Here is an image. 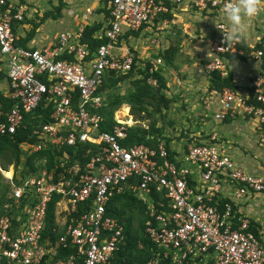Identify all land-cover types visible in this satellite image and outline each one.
<instances>
[{
    "label": "built area",
    "instance_id": "1",
    "mask_svg": "<svg viewBox=\"0 0 264 264\" xmlns=\"http://www.w3.org/2000/svg\"><path fill=\"white\" fill-rule=\"evenodd\" d=\"M83 1L77 26L39 49L19 46L13 32V24L25 21L28 0H0V98L11 104L5 109L0 101V137L12 138L18 128H26V115L50 106L48 121L32 131L34 141L21 144L23 158L65 147L77 153L81 147L87 159L69 165L65 149L63 171H48L43 160L20 185L13 184L11 165V187L0 215V264H112L126 244L122 224L106 215V205L120 194L144 207L141 226L150 257L138 264H264V233L240 211L242 201L264 194L263 176L244 172L216 133L179 151L162 143L124 146L128 125L116 120L118 110L109 131L103 130L100 113L106 106L100 88L108 74H127L135 57L138 67L148 64L150 73L162 70L160 32L172 24L168 16L179 5L187 1L200 11L223 14L230 0ZM96 15L102 17L101 27L93 38L105 42L92 49L82 37L87 26L97 23ZM228 30L223 19L215 26L213 59L204 66L208 76L226 77L227 56L240 54V41L222 43V32ZM128 32L148 41L155 58L140 60L126 46L134 37L124 38ZM263 57L264 46L252 52L255 60ZM148 83L156 86L155 79ZM250 87L251 96L228 87L207 90L204 108H214L215 123L252 121L257 147L264 150V75H256ZM53 196H59L56 206L63 205V220H54L51 239L44 231ZM80 206H86L83 212Z\"/></svg>",
    "mask_w": 264,
    "mask_h": 264
},
{
    "label": "crops",
    "instance_id": "2",
    "mask_svg": "<svg viewBox=\"0 0 264 264\" xmlns=\"http://www.w3.org/2000/svg\"><path fill=\"white\" fill-rule=\"evenodd\" d=\"M29 1L30 2L26 3L28 10L25 12V21L21 24H15L14 28V33L20 41L26 38L27 34L32 28V22L37 24L32 39L26 43L25 47L27 48L40 49L50 46L58 38L60 32L74 29L79 22V17L83 12L85 6V2L83 0H62L64 6L61 9L60 15L56 19H43L42 13L50 12L51 10H49V8L40 10L38 6L41 2L46 1ZM59 2L60 0H57V3H54L52 1L49 2V5H52L53 9H55L56 7H58ZM186 2L187 1L179 5L177 10L173 14H171L170 19L172 20V24L166 27L163 32H160L161 50H163L164 52L174 47L177 51V44L173 43L172 40H170L173 38L171 37L172 33H170V30L172 31L173 29H182V31L187 32L188 29L189 32L193 34V36H191L192 38L190 39H185L183 42L184 45H186V52H184L185 56H187L186 54H188L191 57H194L195 55L200 56L201 58H206L207 64L208 61L213 59V55L211 52L212 43L215 40V24L213 23V20H215L217 24L222 18L227 23L229 28L230 24L226 20V18H223L221 15H219L216 10H213V12L209 10L200 11L194 6L187 8V6L185 5ZM195 10L198 12H196ZM63 14H65L71 20H64L63 18H61ZM33 18H37V20L34 21L32 20ZM101 18L102 17H100L99 15H96L94 17V20L99 23V20ZM51 20L55 21V23H58H56L55 26H52L53 24L51 22L53 21ZM186 21L188 22L185 23ZM45 22L46 25L44 24ZM182 23H185L183 28ZM242 24L245 32V38L240 41L238 46V48L240 49V54L227 57L226 65L228 75L232 76V84L234 86V90L239 92L242 96H251V81L258 74L264 75V60H255L252 58V52L255 51L253 49L255 48V45L261 44V48L264 46V44L259 43V41H263L261 37L262 35H264V0H260L259 15L257 17H243ZM46 26L47 28H45ZM42 27L45 30L44 32L42 31ZM132 39L139 40L141 39V37H133ZM139 41V43H136L134 45H128L131 46L140 60L152 59L148 56L150 55V53L153 55L154 51L147 46L146 42H142L141 40ZM179 51H184V49L182 48ZM238 57H242L243 59L240 60ZM174 73L175 75L183 74L185 76V81H183L181 86V90L184 91L185 95L184 101L186 103H191L194 101L197 102L199 107L202 106V96H204L205 92L209 89L207 75L201 73V70L199 68L195 69L194 67H192L189 70L187 66L180 67V69H178ZM211 109L213 110L214 108ZM203 110L204 106L201 107V111L200 113H197V116H207L204 113L206 112V109L202 113ZM198 111L199 110H197V112ZM216 134L218 136L217 140L221 142L225 146V148H227V153L229 154V156H231V158L238 166L251 174L264 177V150L257 147V135L255 133L254 123L252 121L239 118L235 120L229 119L227 123L222 124L221 133L216 132ZM263 203L264 194L253 195L248 200L242 201V208L240 207V211L244 216H246L253 222L255 228L264 233V228H262L259 224L260 210L258 207V205Z\"/></svg>",
    "mask_w": 264,
    "mask_h": 264
},
{
    "label": "trees",
    "instance_id": "3",
    "mask_svg": "<svg viewBox=\"0 0 264 264\" xmlns=\"http://www.w3.org/2000/svg\"><path fill=\"white\" fill-rule=\"evenodd\" d=\"M64 6V3H62V0H60L58 7L54 9L56 12L53 14L52 12H46L45 15L47 17L51 16L54 19H56L61 12L62 7ZM44 15V16H45ZM170 18V16H168ZM44 19V18H43ZM32 28L27 34L26 38L23 40H18L17 44L21 47H25L26 43L32 39L35 29L37 27V24L32 22ZM101 24L96 23L92 26H87L84 29L82 42L86 43L90 48L94 49L96 46H99L100 44L104 43L103 40H97L94 39L95 33L100 29ZM15 24H13V32H14ZM129 35H132L134 37L138 36V32H128L124 38L128 37ZM128 40V39H127ZM241 46V45H240ZM257 48H261V46H257ZM176 52V49L174 47L170 48L169 50L164 51L161 54V57L163 61L167 64L172 60V57L174 56ZM136 55V53H135ZM230 57V56H229ZM233 58V57H232ZM240 60H242V57H238ZM264 60V57L262 58ZM140 62L138 59H134V64L132 66V69L125 75H115L114 73L108 74L105 79L102 87L100 88V93L105 98L106 106L101 109L100 113L105 117V125L102 127L104 131H109L113 122V116L116 109L123 105L128 104L132 110L135 111V109L139 112H146V109L143 107L144 105V99L145 98H151L156 100V106L154 107L155 112L161 113L162 109H168L169 105L171 103L170 100L166 99L163 90H166L167 88V82L166 79L161 73L162 70L150 73L148 70V64L147 67H138V63ZM264 65V63H263ZM133 76L139 77L134 78L133 81H131L132 87L134 88V91H128L125 95H110V96H104V93L107 89H112L118 84L122 83L125 80H131ZM155 79L156 86L150 85L148 83V79ZM224 87H228L231 89H234V86L232 84V76L227 75L224 78H221L220 75L217 72H214L210 75V83H209V89L208 90H221ZM1 103L4 105L5 109L10 107V101L0 98ZM52 110L51 107H44L43 105H40L37 110H35L32 114L26 115L24 118V125H26V128H18L16 133L12 136V138H9L7 136L0 137V160L2 157L7 156L8 157V163L12 165L14 176H13V184L14 185H20L21 180H23L26 176L34 175L38 172L41 162L44 160L45 168L49 171L52 169H55L56 172L63 171V169L66 167H61V161L60 158L63 154V150L66 149L67 153L70 157V163L71 165L75 160L79 162L80 165H83L87 159L83 158L81 156V147L78 148L77 153H74V148H62V150L57 149H49L44 150L41 152H37L34 154H31L29 156H25L23 158V151L21 150L20 146L23 144V142L29 140V142L34 141V137L32 136V131L34 130L35 126L38 125V123H46L49 119V115L51 114ZM228 120H225L224 123H227ZM158 132L157 129H153V127H149L148 129H135V128H127L126 136L127 138L121 142L124 146H129L132 144H146L151 147H155L158 144V139H154L156 133ZM166 149H169L168 144L166 143ZM22 166L25 170L23 171V175L21 177V180L16 179V175L19 172H16L19 166ZM0 167L3 170H6V167L3 166L0 163ZM1 181V177H0ZM8 191H10V186H6ZM8 193L3 194L0 200V207L2 208L0 215L3 213V205L7 200ZM59 199V196H53L51 201L48 204L47 212H46V220H45V231L44 235L49 236L51 239H54V236L56 235V232H52L51 230H55L54 228V209L56 206V203ZM90 203V202H89ZM125 205H130L132 207H135L137 210H139L141 213L144 211V207L141 205V203L133 196H130L129 194H120L117 196H114L110 199L108 204L106 205V215L109 217H113L115 219H118L119 222L123 226V233L125 236L124 243L126 244L125 247H120L119 250L114 254V259L112 261V264H138V263H145L149 257H150V245L146 241V239L143 237V228L142 224L140 222L139 224V236L134 237L132 235V219L130 217H124L123 210L125 208ZM86 207V206H85ZM83 206L79 207V211L83 212L84 208ZM74 217H77L74 215ZM140 240V243L142 244L143 248H138L142 251L143 255L139 256L135 255L134 253L137 251V242ZM141 251L139 253L141 254Z\"/></svg>",
    "mask_w": 264,
    "mask_h": 264
},
{
    "label": "rangeland",
    "instance_id": "4",
    "mask_svg": "<svg viewBox=\"0 0 264 264\" xmlns=\"http://www.w3.org/2000/svg\"><path fill=\"white\" fill-rule=\"evenodd\" d=\"M46 2H41L38 8L40 10H44L45 8H49L53 14L56 12L54 11L52 5H49V2H54L57 3V0H45ZM28 2H30L28 0ZM187 8L191 7V3L186 2L185 4ZM38 9V10H39ZM36 10V8H35ZM196 11V10H195ZM45 12V11H44ZM198 12V11H196ZM195 14V13H193ZM223 18L224 15L219 13ZM45 13H42V17L44 19L52 18L51 16L46 17ZM202 17V16H200ZM39 18V17H38ZM64 20H71L69 17H67L65 14L61 16ZM222 19V18H221ZM32 20H37V18H33ZM39 20V19H38ZM224 20V19H223ZM53 21V20H51ZM30 22V21H29ZM44 22V21H43ZM186 21L185 23H187ZM55 26L56 22L53 21L51 22ZM185 23H182V28L185 25ZM46 25V22L44 23ZM190 24V23H188ZM187 24V25H188ZM190 26V25H189ZM47 28V26L45 27ZM73 28V27H72ZM73 29H71L72 31ZM177 33H176V31ZM42 31L44 32L45 30L42 27ZM69 31V30H65ZM64 32V31H63ZM175 32V33H174ZM185 32V33H184ZM61 33V32H60ZM59 33V34H60ZM170 33H172L171 37H173L172 42L176 43L178 48L175 53V55L172 57V60L169 63H165L164 67L162 68V73L166 79L167 82V88L166 90H163V93L166 97V99L170 100L171 103L169 105L168 109L163 108L161 113L155 112L154 107L156 106V100L151 99V98H145L144 99V108L146 109V112L142 113L139 112L135 109L132 110L131 107L128 104H123L119 106L116 109V115L118 118L124 122V124H128V128H135V129H148L149 127H153V129H157L158 132L155 135L154 139H158V144L162 143L166 146V143L169 146V149L173 150H181L182 148H185L189 145H192V143L196 142H205L208 141L210 138V135L217 133H221V127L222 124H217L213 121L212 116H213V110L210 109L206 112H204L207 116H197V113H200L201 107L204 106V96H202V106H198L197 102H185L184 98V91L181 90V86L183 81H185V76L183 74H177L175 75V71L180 69V67L187 66L189 70L194 67L199 68L201 70V73L206 74L204 70V65L206 64V58H201L200 56H195L191 57L190 55L186 54L185 56L184 52H186V45H184V40L185 39H190L193 36L192 33L189 32L187 29L186 31H182V29H173L172 31L170 30ZM147 37H149L147 35ZM263 41H259V43L264 44V35L261 37ZM261 39V40H262ZM142 42H146L147 45H149L148 41H146L144 38L139 39ZM136 39H131L127 40V44H136L139 43L140 41ZM261 44H256L255 48H253L255 51L258 50L257 46H260ZM129 48L131 46L126 45ZM254 46V45H253ZM184 49V51H179L181 49ZM137 56V55H136ZM149 58H155L154 54L148 56ZM229 57V56H227ZM173 75H172V74ZM207 75V74H206ZM187 76V75H186ZM136 76H133L131 80H125L122 83L118 84V86L112 88V89H107L106 92L104 93V96H110V95H125L127 94L128 91H134V88L132 87L131 81L134 80ZM139 78V77H136ZM183 79V80H182ZM207 81L210 83V76L207 75ZM173 82V83H172ZM201 103V102H200ZM121 107V108H120ZM124 109V110H123ZM203 109V108H202ZM197 110H199L197 112ZM115 115V116H116ZM129 115V116H128ZM129 117V118H128ZM130 123V124H129ZM225 143V141H224ZM227 144V143H226ZM227 150V148H225ZM228 154V153H227ZM229 155V154H228ZM8 157L4 156L1 158L0 163L6 167V170L10 172V167L11 165L8 163ZM262 165V164H261ZM25 169L20 165L19 168L17 169L16 172V179L21 180V177L23 175V171ZM244 170V169H243ZM247 174H251L244 170ZM254 175V174H252ZM259 176V175H256ZM0 200L1 197L3 196L4 192L8 193V189L6 186H10V183L7 181L8 177H5L3 172H1L0 169ZM6 178V179H5ZM23 178V177H22ZM56 209H54V220L56 219V222L59 224L62 223L63 216L59 215L60 210H62L63 205L60 204L58 206H55ZM259 210H260V216H259V224L262 228H264V203L258 205ZM242 208V207H241ZM254 208V207H253ZM256 208V207H255ZM2 208L0 207V212ZM124 217H130L132 219V235L134 237L139 236V224L140 222L142 223V213L137 210L135 207H132L130 205H125V208L123 210ZM57 223V224H58ZM137 251L134 253L135 255L142 256V249L140 250L138 248L142 247V244L140 243V240L137 242ZM141 251V254L139 253ZM141 263V262H140Z\"/></svg>",
    "mask_w": 264,
    "mask_h": 264
},
{
    "label": "clouds",
    "instance_id": "5",
    "mask_svg": "<svg viewBox=\"0 0 264 264\" xmlns=\"http://www.w3.org/2000/svg\"><path fill=\"white\" fill-rule=\"evenodd\" d=\"M259 11L258 0H235V2L230 0V2L226 3L223 8V15L229 22L230 28L227 32H222V43L225 46H231L236 41H242L245 38L242 18L253 17ZM213 23L216 26L215 20H213Z\"/></svg>",
    "mask_w": 264,
    "mask_h": 264
},
{
    "label": "bare ground",
    "instance_id": "6",
    "mask_svg": "<svg viewBox=\"0 0 264 264\" xmlns=\"http://www.w3.org/2000/svg\"><path fill=\"white\" fill-rule=\"evenodd\" d=\"M124 110V109H123ZM116 115V114H115ZM129 116V115H128ZM116 117V120H118L119 122H123V121H121L119 118H118V116L116 115L115 116ZM129 118V117H128ZM124 123V122H123ZM130 124V123H129ZM128 125V124H127ZM0 169H1V172H3V174H4V176L5 177H9L10 175H11V173L9 172V171H7V170H3L1 167H0ZM6 179V178H5Z\"/></svg>",
    "mask_w": 264,
    "mask_h": 264
}]
</instances>
